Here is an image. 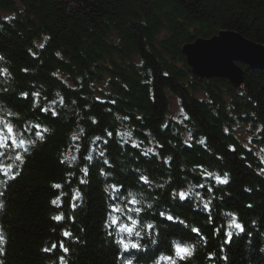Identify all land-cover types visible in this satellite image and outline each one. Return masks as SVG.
Segmentation results:
<instances>
[{"label": "trees", "instance_id": "obj_1", "mask_svg": "<svg viewBox=\"0 0 264 264\" xmlns=\"http://www.w3.org/2000/svg\"><path fill=\"white\" fill-rule=\"evenodd\" d=\"M229 30L264 44V0H0V68L7 67L13 77L7 85L0 81V88H9L0 103L19 115L13 123L40 122L51 130L0 196V264H59L61 256L67 264H117L116 248L104 228L103 189L107 182L136 190L138 174L132 169L153 184L165 185L152 193L159 197L157 209L170 207L203 232L206 243L185 264H225L221 255L228 256L227 264H264V175L258 174L264 171V69L242 64L245 80L235 87L226 78L199 77L183 53L185 44ZM34 91L41 92V106L64 98L62 109L56 105L58 118L34 114L31 98L18 99L20 93ZM174 96L181 105L179 117L171 115ZM121 127L142 142L140 149L120 146L116 133ZM81 128L85 136L73 141ZM238 128H245L252 147L242 141ZM106 131L112 133L106 145L112 167L96 161L88 182L80 184L79 169L87 163L83 157L91 138H106ZM189 133L191 147L184 143ZM201 137L207 149L198 143ZM76 144H81V159L69 169L60 159L76 154ZM148 148L159 157L142 156ZM168 157L171 161L165 164ZM196 165L230 174L228 185L214 188L223 200L213 201V223L192 202L170 198L173 189L187 191L190 182L208 183L189 171ZM101 167L111 173L107 181L99 175ZM54 183L63 187L55 189ZM76 189L83 203L73 200ZM199 191L209 195L206 189ZM61 192L66 195L57 208L51 200ZM224 211L237 213L245 223L252 233L251 247L244 235L224 253L219 251L223 234L217 237L213 229L224 222ZM60 213L62 221L52 219ZM150 219L159 223L158 217ZM65 230L72 237L64 238ZM53 243V251H43ZM209 254L216 259H208Z\"/></svg>", "mask_w": 264, "mask_h": 264}, {"label": "snow or ice", "instance_id": "obj_2", "mask_svg": "<svg viewBox=\"0 0 264 264\" xmlns=\"http://www.w3.org/2000/svg\"><path fill=\"white\" fill-rule=\"evenodd\" d=\"M46 41L50 37L44 38ZM43 48L44 45H39ZM33 57L35 53L29 49ZM56 56H60L57 52ZM0 61H4V57L0 55ZM24 71H27L25 69ZM13 79L11 72L7 67L0 68V81L7 85L8 81ZM35 87V86H33ZM42 87V86H41ZM9 88L7 86L0 88V98L7 94ZM59 96V93H56ZM31 98V110L33 113H40L46 118H58L60 111L56 105L59 104L62 109L64 98L60 97L59 101L53 100L46 106H41V92H22L18 99L28 101ZM47 101V97H43ZM75 103V102H73ZM114 103V102H113ZM187 118V117H185ZM19 115L13 113L11 109L0 103V185L3 190H0V196L7 190L11 182H14L23 170L26 162V157L32 154V150L36 147L37 143L45 141V135L51 130L40 122L25 121L22 125L13 123V120H19ZM141 119V118H137ZM93 124L97 121L94 117L91 118ZM164 127H167L165 125ZM80 135L77 137L75 134L72 136L73 141H77L80 137L85 136V130L81 128ZM116 136L119 138V143L122 148L130 146L132 149H140L142 142L133 139V132H117ZM106 138L95 136L91 138L87 154L83 159L87 163L79 169L83 174L79 180L80 184L88 182L87 177L90 167L96 162L100 161L105 167L111 168L112 164L107 158L108 139L112 137L111 132L105 133ZM192 135L189 133L188 139L184 141L186 145L191 147ZM201 146L207 149L206 138L201 137L198 141ZM162 147V145H157ZM81 144H76V154H63L60 159L61 164H66L69 169L74 168L79 163L81 157ZM230 151H235L233 146H229ZM210 151V150H209ZM141 155L144 157L157 156L159 152L154 151L153 148H148L142 151ZM219 158V157H218ZM171 157H168L163 162L169 164ZM138 174V182L136 190H126L123 185L115 183L104 185V193L107 197L106 213L104 220V228L106 235L110 238V242L116 248V262L117 264H185L188 261L198 245L202 242L206 243V238L199 227L193 226L187 218H180L178 215L173 214L170 207H163L157 209L159 197L152 195L155 191L164 188L163 183L153 184L149 177L142 174L139 169H132ZM193 174H199L208 183H189L187 191L173 189L170 193L172 201L180 203L192 202V207L195 211L201 208L204 213L209 217V223H213L211 218L213 201L216 199L223 200V196L216 197L214 188H219L222 185H228L230 182V174L224 172L222 175L219 172L209 171L203 165H196L189 170ZM75 173H69L74 175ZM264 175V171L258 173ZM99 175L104 177L105 181L111 178V173L106 172L104 167L99 170ZM166 183L170 184L171 179ZM55 189L63 187L60 183L52 185ZM199 189H206L209 194L207 197L202 194ZM250 191V189H245ZM125 192L126 194H120ZM66 195L61 192L51 200V204L59 208L61 206V197ZM224 195H229L225 193ZM73 200H79L83 203V194L79 189L74 190ZM77 205L73 204V208ZM4 201L0 199V209H3ZM247 207H251L248 205ZM224 222L219 224L213 229V234L220 237L223 234L221 246L219 251L224 253L226 248L231 246L235 240L241 239L244 235L249 237V247H251L252 233L246 229L245 223H242L240 217L235 212L224 211L222 213ZM150 217H158L159 223ZM53 220L60 222L64 219L63 213L52 217ZM253 226L257 224L255 220L252 221ZM64 238L72 237V234L65 230L61 233ZM188 237H191L195 242H190ZM74 238V237H73ZM4 243L3 232L0 231V245ZM56 248L53 243L51 248H45L43 251L50 252ZM60 249L65 254L68 253V248L64 247L63 242L60 243ZM3 248L0 247V252ZM264 253V248L260 249ZM208 259H216L213 254H209ZM225 264L228 262L227 255L219 257ZM59 264H67L64 256L60 257Z\"/></svg>", "mask_w": 264, "mask_h": 264}, {"label": "water", "instance_id": "obj_3", "mask_svg": "<svg viewBox=\"0 0 264 264\" xmlns=\"http://www.w3.org/2000/svg\"><path fill=\"white\" fill-rule=\"evenodd\" d=\"M183 53L193 72L200 77L227 78L235 87L245 80L239 62L264 69V45L237 31H220L211 38L185 44Z\"/></svg>", "mask_w": 264, "mask_h": 264}, {"label": "rangeland", "instance_id": "obj_4", "mask_svg": "<svg viewBox=\"0 0 264 264\" xmlns=\"http://www.w3.org/2000/svg\"><path fill=\"white\" fill-rule=\"evenodd\" d=\"M192 43H194V42H192ZM259 43V42H258ZM262 44V43H261ZM264 45V44H263ZM242 64H244L243 62L241 63V62H239V64L238 65H240V66H243ZM243 68L245 69V67L243 66ZM245 71H246V69H245ZM245 75V74H244ZM200 77V76H199ZM202 78H205V77H202ZM208 78H212V77H208ZM208 78H206V79H208ZM223 78V77H222ZM227 79V78H226ZM230 82V81H229ZM244 83V82H243ZM243 85V84H242ZM242 85H240V86H242ZM239 86V87H240ZM101 87V86H100ZM171 107H172V112H171V115H173V116H175L176 115V117H179V116H181V105H180V103H179V99L177 98V97H173V98H171ZM246 128V127H245ZM245 128H243V129H237V131H238V133L240 134V135H242L243 136V138H242V141L245 143V145L247 144L249 147H252V138L250 137V135L248 134V133H246L245 132ZM120 129V132L121 133H123V132H126V130L124 129V128H119ZM77 137H79V135L77 134L76 135ZM246 145V146H247ZM248 147V148H249ZM261 154V153H260ZM262 157H264V152H263V156Z\"/></svg>", "mask_w": 264, "mask_h": 264}, {"label": "bare ground", "instance_id": "obj_5", "mask_svg": "<svg viewBox=\"0 0 264 264\" xmlns=\"http://www.w3.org/2000/svg\"><path fill=\"white\" fill-rule=\"evenodd\" d=\"M220 33V32H219Z\"/></svg>", "mask_w": 264, "mask_h": 264}]
</instances>
